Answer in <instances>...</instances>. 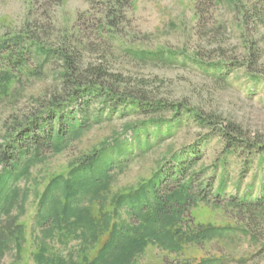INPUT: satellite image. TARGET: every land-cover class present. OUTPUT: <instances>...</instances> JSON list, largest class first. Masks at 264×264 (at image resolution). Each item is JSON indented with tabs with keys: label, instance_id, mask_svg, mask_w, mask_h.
Segmentation results:
<instances>
[{
	"label": "rangeland",
	"instance_id": "374dc122",
	"mask_svg": "<svg viewBox=\"0 0 264 264\" xmlns=\"http://www.w3.org/2000/svg\"><path fill=\"white\" fill-rule=\"evenodd\" d=\"M121 6L113 27L110 0H0V146L33 119L47 132L58 128L53 114L87 119L59 143L0 159V264H264V0ZM72 67L86 83L100 70L123 101L72 99ZM134 98L160 106L141 111ZM186 152L196 200L167 219L163 239L148 236L151 220L119 201ZM90 161L85 173L99 176L116 165L91 182ZM119 231L122 246L108 249ZM196 232L209 235L188 240Z\"/></svg>",
	"mask_w": 264,
	"mask_h": 264
},
{
	"label": "trees",
	"instance_id": "16d2710c",
	"mask_svg": "<svg viewBox=\"0 0 264 264\" xmlns=\"http://www.w3.org/2000/svg\"><path fill=\"white\" fill-rule=\"evenodd\" d=\"M110 4L112 9L116 11L112 12L110 10V14H108V19L110 20L108 21V23L111 26L116 27L118 25V21H116L118 16L117 13H119L120 16L124 17V8L123 6H121V0H110ZM70 70L72 73H78L77 77L81 74L77 68L75 69L74 67H72V69ZM100 73V70H90V75L94 78V80H91L87 83L82 79L84 78L83 75L81 77L79 76V79L75 80L78 82L75 83H78L80 87H78L77 90H74L73 93H71L72 99L74 98L76 100L77 98L84 97V95L90 93H94L96 95L98 93H95V91H97L99 92V95L103 96L106 99L103 101L105 106L111 107L110 104H113L115 100H111L108 98L114 96V93H112L113 91L111 92L107 84L103 85V83L100 82V80L102 79ZM85 84L87 85V88L89 90H82L83 87H86ZM116 96L118 97L117 102L123 101L122 98H120L118 95ZM88 103L89 100L86 104ZM131 105H133L134 108L138 107L139 109H141V111H151L160 106V104L157 103H150L145 98H134V100L131 101ZM50 114L52 115V112ZM50 117L53 120L55 119V117L57 118L58 128L56 130L52 128L51 131L47 132L45 129L46 124L44 121H41L39 118L31 120V123L28 124L24 129H22L16 136H14L15 138L9 141L7 145L0 146V159L5 163L11 164L13 160L18 159L25 153H29L34 149L42 150V147L45 144L47 146H52V141H54L55 143L61 142L69 135L70 132L75 130V127H84L87 122V119L78 120L74 112H68L67 115L59 116L53 114ZM221 131L228 147L234 149L235 147L237 148L240 146V139L237 131H230L227 129H223ZM249 145L250 144L248 142H242L241 147ZM116 149L118 153L117 160L119 161L120 155H122L123 152L121 148ZM191 153H193L194 155V153L196 152ZM192 161V158L188 155L187 152L183 155L180 154L175 158H170L169 164H162V166H160L154 174L153 178H151L147 185L143 187L141 192L134 193L120 199L119 203L122 205V207H124L125 205L128 206L129 213H131L133 217L136 218V221L144 222V220L146 219L151 220L150 223H152L154 227H151V232H148L146 235L155 237L157 239H163V237L166 235L165 233L167 219L176 217V214L179 215L181 213L182 215L187 207V204H191V201L196 200V198L190 193L193 180H183L189 174V169L191 168ZM91 163L93 162L90 161L89 163H87L88 166L84 169V173L85 171H90V169H92L91 167L93 164ZM115 165L116 164L111 163L107 164V169L103 172L104 175L108 174V171H111V169ZM103 173L100 176L97 174H93V172L85 174L91 182H97L103 178L101 177L103 176ZM222 178L223 180L220 182V186L217 188L216 192H214L216 193L215 197H220L223 195V192H225L224 189L226 183L224 177ZM172 181H175V184H171ZM203 184L204 182H201L199 185L202 186ZM204 191L205 189L202 187L200 193ZM203 197L205 199L206 196L204 195ZM240 200L241 203L244 204H249V202L252 201V199H248L246 196L240 198ZM262 202H264V197ZM145 226L146 224H139L137 229H144ZM208 235L209 234L207 232H203L202 236L199 235L198 232H196L191 236L189 235L188 240H198V238H206L208 237ZM117 237L118 239L122 238V240H116L113 243L109 241L108 249L111 250L115 246V244L120 247L122 246L124 240L121 231H119ZM6 245H8V242L0 239V250L3 249ZM133 250V247H131L130 251ZM202 264H209V261Z\"/></svg>",
	"mask_w": 264,
	"mask_h": 264
}]
</instances>
